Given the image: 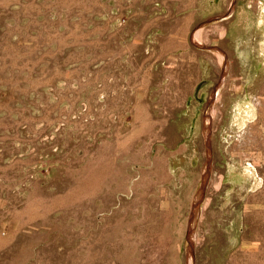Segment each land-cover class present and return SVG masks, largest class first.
<instances>
[{
    "label": "rangeland",
    "instance_id": "obj_1",
    "mask_svg": "<svg viewBox=\"0 0 264 264\" xmlns=\"http://www.w3.org/2000/svg\"><path fill=\"white\" fill-rule=\"evenodd\" d=\"M112 3L82 108V0H0V264H264V0Z\"/></svg>",
    "mask_w": 264,
    "mask_h": 264
},
{
    "label": "crops",
    "instance_id": "obj_2",
    "mask_svg": "<svg viewBox=\"0 0 264 264\" xmlns=\"http://www.w3.org/2000/svg\"><path fill=\"white\" fill-rule=\"evenodd\" d=\"M115 11L112 0H82V108L101 107L109 98L120 97L109 85L129 86L138 80L133 64L143 51L148 29L140 37L129 28L124 36ZM119 59L127 66L125 71L116 67Z\"/></svg>",
    "mask_w": 264,
    "mask_h": 264
}]
</instances>
